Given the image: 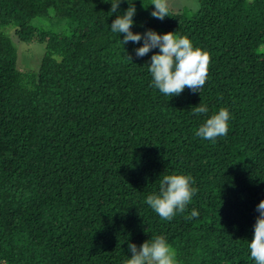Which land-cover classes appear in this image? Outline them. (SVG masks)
Masks as SVG:
<instances>
[{"label":"trees","instance_id":"obj_1","mask_svg":"<svg viewBox=\"0 0 264 264\" xmlns=\"http://www.w3.org/2000/svg\"><path fill=\"white\" fill-rule=\"evenodd\" d=\"M0 0V264H124L128 244L165 237L177 264H255L248 243L264 200V0H198L187 16L151 17L149 0ZM133 34L186 36L210 54L199 93L151 86L111 23L132 5ZM52 12L66 34L30 21ZM21 41L45 44L36 71L17 68ZM126 55L132 57L131 62ZM208 112L193 115V107ZM221 108L228 133L196 131ZM164 175L198 189L184 213L145 203ZM193 209L199 212L191 218Z\"/></svg>","mask_w":264,"mask_h":264},{"label":"clouds","instance_id":"obj_2","mask_svg":"<svg viewBox=\"0 0 264 264\" xmlns=\"http://www.w3.org/2000/svg\"><path fill=\"white\" fill-rule=\"evenodd\" d=\"M122 0L111 3L109 13L117 12ZM154 11L151 17L163 20L169 17L168 0H153ZM198 8L199 5H196ZM135 7L129 5L123 15H117L111 23L110 30L113 33L123 34L120 40L122 46L129 41L138 43L143 41L141 47L134 49L137 57L146 56L151 50L159 49L157 54L150 58L148 71L152 76L151 86L169 97L179 96L185 88L193 93H199L208 77L210 54L200 48H194L190 39L186 36H177L173 32L163 35L155 31L146 30L143 35L133 34L131 28L134 25L133 17ZM131 62L132 57L126 55ZM208 112L207 106L199 104L193 107L192 114L200 115ZM230 114L228 109L221 108L217 114L208 118L198 128L196 136L215 142L217 137L226 136L228 133V121ZM195 180L190 175H164L160 180L159 191L147 196L145 203L159 215L161 219L171 221L177 213H184L192 197L198 189L192 187ZM259 215L253 225V237L248 243L250 258L255 264H264V200H261L255 209ZM199 212L193 209L189 219L197 218ZM131 258L124 264H177L175 250L167 243L165 237L155 236L143 242L139 248L132 243L128 244Z\"/></svg>","mask_w":264,"mask_h":264},{"label":"rangeland","instance_id":"obj_3","mask_svg":"<svg viewBox=\"0 0 264 264\" xmlns=\"http://www.w3.org/2000/svg\"><path fill=\"white\" fill-rule=\"evenodd\" d=\"M153 0H149V4H152ZM169 9L174 13L189 14L198 10L196 5H199L198 0H168ZM69 20L60 19L54 17L52 12H49L46 16H38L30 21L32 26H36L44 31L53 32L57 34H66L71 30V24ZM7 35L12 39L13 43L17 47L18 60L17 68L20 71H36L42 61L45 53V44L39 43L34 40L31 42L21 41L16 35V29L14 27L6 28Z\"/></svg>","mask_w":264,"mask_h":264}]
</instances>
